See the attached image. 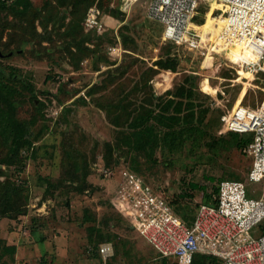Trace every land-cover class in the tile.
<instances>
[{
  "label": "rangeland",
  "instance_id": "1",
  "mask_svg": "<svg viewBox=\"0 0 264 264\" xmlns=\"http://www.w3.org/2000/svg\"><path fill=\"white\" fill-rule=\"evenodd\" d=\"M43 1L32 0L37 6ZM113 1L117 5V0ZM210 4L213 3L206 4L207 9L201 6L198 18L204 23L202 29L213 32L215 37L218 32L215 25L221 26L224 17L222 11L215 12ZM101 6L107 13L112 12L107 5ZM0 17V30H4L2 41L6 42L11 33L7 25L15 19L1 12ZM84 22L85 19L80 30L91 34L92 38L85 44L89 50L85 51L90 53L84 52L85 57L80 61L71 57L74 48H61V42L65 41L64 31L56 34L55 42H42L39 53L33 52L32 48L40 47L29 43L22 45L20 55L1 59L2 67H16L39 91L36 100L22 91L18 98L19 118L34 123L38 115L33 131L38 132L42 125L45 130L33 148L22 151L26 164L12 179L29 191L30 199L24 212L18 216H0V240L17 249L13 257L3 260L5 264L160 263L155 249L138 236L112 205L120 171H135L129 166V158H122L120 163L109 167L116 168L112 170V177L103 174L106 171L102 169L106 168L103 167L104 145L115 141L117 129L108 122L100 104L106 105L111 95L123 94L139 86L150 95L161 96L165 93L161 91L169 87L173 90L188 80L202 96L208 97L202 100L210 109L207 120L214 119L217 135L224 115L233 109L235 112L244 107L257 109L264 101V74L252 78L232 64L225 54L211 56V59L207 54L165 42L164 26L147 19L143 3L132 9L121 28L102 36L88 33ZM36 26L41 32V27ZM248 54L239 50L229 53L228 57L236 61ZM168 58L178 59L177 72L159 70L158 74H153L150 69H158L155 62ZM167 79L171 80V86ZM205 81L207 84L203 89ZM116 84L121 86L117 88ZM145 92L138 94L139 99ZM1 152L5 154L4 150ZM80 152L85 153L90 162L88 181L95 189L68 193L70 188L78 185L68 177L75 171L73 161ZM138 161L139 175L167 201L174 202L172 207L177 213L185 205L195 210L205 202V195H209L217 184H211L207 177L217 180L236 176L238 180L235 181L246 185L248 197L259 199L264 196V181L249 182L251 161L238 149L224 153L216 163L208 161L204 148L193 157L186 148L171 157L159 153L156 163L143 156ZM4 179L0 178L1 181ZM42 179H49L53 184L62 181L63 187L58 191L47 188ZM189 183L202 186L204 190L191 192ZM188 192L191 195L185 200L179 197ZM262 225L264 228V222ZM261 231L257 230L256 235ZM104 243L113 245L111 259L104 260L96 251V247Z\"/></svg>",
  "mask_w": 264,
  "mask_h": 264
},
{
  "label": "trees",
  "instance_id": "2",
  "mask_svg": "<svg viewBox=\"0 0 264 264\" xmlns=\"http://www.w3.org/2000/svg\"><path fill=\"white\" fill-rule=\"evenodd\" d=\"M11 1L0 0V12L15 19L13 23H7L8 28L11 29V33L8 35L9 41H2L4 30H0V50L6 56L0 58V63L1 59L8 58L9 60L20 55L23 44H37L40 48H32V51L41 52V43L51 44L55 42L56 34L62 31H64L65 41L61 42V48L69 50L74 48L75 51H71V57L75 61L84 59V52L89 51L85 44L89 43L92 38L91 34H84L83 30H80V24L87 14L86 11L98 2L96 4L100 11L107 13L101 5L104 4L110 8L112 2V0H44L40 6H37L32 0ZM36 24L41 27V32L37 30ZM88 33L99 35L95 32ZM10 54L11 56L7 57ZM154 66L158 69L151 68L153 74H158L159 70L176 73L179 62L176 58L159 59ZM19 72L21 71L14 66L2 67L0 64V178H5L4 181L0 180L1 217L18 216L24 212L30 199L29 191L23 186L16 185L12 179L26 164V159L22 157V151L33 148L45 131L43 125L38 132L34 133L33 131V127L38 123V115L34 123L29 120H22L18 116L20 109L18 98L21 97L22 91L33 97V100H36L37 94L39 95L34 84ZM194 78L196 79V77ZM206 84L205 81L203 89ZM115 86L119 88L121 85L116 84ZM140 92H145V90L139 86H134L123 94L111 95L106 101V105L100 104L104 107L108 122L117 129L115 141L104 145L103 167L106 168L102 169L115 170L116 168L109 167L112 164L120 163L122 158H129L130 168L139 175L141 169L138 158L140 156L156 163L157 154L171 157L178 155L186 148L192 157L204 148L207 151L208 161L216 163L224 153L233 149L242 150L252 140V136L247 134L222 133L223 126L217 135L213 128L214 119L207 120L210 109L203 104V101L208 97L202 96L188 80L179 86H175L173 90L166 91L161 96L150 95L145 92L142 93L144 97L139 99L138 94ZM203 98L204 100H202ZM3 150L5 154L1 152ZM89 163L83 152L78 153L74 158L75 171L69 175L68 179L73 183H78V185L70 188L68 193H83L95 189L88 181L91 174ZM139 176L145 181L141 175ZM207 180L211 184H217L209 195H205V202L202 204L215 206L214 197L219 192L220 183L235 181L238 180V177L230 176L227 179L217 180L207 177ZM42 183L46 184L47 188L57 191L63 187L62 181L53 184L49 179H42ZM188 190L194 192L204 190V188L189 183ZM190 195L188 192L179 197L185 200ZM167 202L171 207L172 204L175 206L174 202ZM198 208L194 210L185 205L179 210L177 208L178 215L186 223L192 225L197 216ZM261 227L264 229L263 225ZM16 250L15 246H8L5 241L0 240V264H5L3 260L6 257H13ZM96 251L100 255L99 248L96 247ZM159 264H172V262L168 259H160ZM192 264L217 263L211 257L196 255Z\"/></svg>",
  "mask_w": 264,
  "mask_h": 264
},
{
  "label": "built area",
  "instance_id": "3",
  "mask_svg": "<svg viewBox=\"0 0 264 264\" xmlns=\"http://www.w3.org/2000/svg\"><path fill=\"white\" fill-rule=\"evenodd\" d=\"M209 2L225 8L222 25H215L218 27L215 37L213 32L202 29L204 23L198 18L201 6L207 9ZM119 3L126 11L145 4L146 17L164 26L165 42L208 57L225 54L232 64L248 73L264 74V0H119ZM84 26L98 34L106 30L96 4L88 10ZM239 50L249 52L252 58L232 61L228 54ZM221 121L222 133L252 135L241 152L251 161L249 182L262 183L264 101L257 109L244 107L232 111ZM103 174L112 177L113 171L106 170ZM214 199L215 206L199 205L195 221L189 225L162 194L137 173L125 169L120 171L112 205L160 259H168L172 264H192L196 255L211 257L217 264H264V230L256 235L264 222V196L250 198L243 182L223 181ZM99 252L107 260L114 255L113 245L104 243Z\"/></svg>",
  "mask_w": 264,
  "mask_h": 264
},
{
  "label": "crops",
  "instance_id": "4",
  "mask_svg": "<svg viewBox=\"0 0 264 264\" xmlns=\"http://www.w3.org/2000/svg\"><path fill=\"white\" fill-rule=\"evenodd\" d=\"M139 5V4H137ZM136 6V5H135ZM134 6V7H135ZM132 7L129 11H126V10H122L121 9V6H120V3H119V0L117 1V5L114 4V1L112 0L111 4H110V9H111V13H102V19L105 23V26H106V30L103 32V33H99V35H103L107 32H109L110 30H113V29H119L121 28V26H123V23L125 22L126 18H128L129 14L131 13L132 9L134 8ZM90 9V8H89ZM118 10L120 11V13L118 12ZM88 13V12H87ZM119 13V14H117ZM109 14V15H108ZM86 17H87V14H86ZM85 17V19H86ZM148 19V18H147ZM149 20V19H148ZM112 23L110 24L109 22ZM153 22V21H152ZM156 23V22H155ZM85 27V26H84ZM86 30V28H85ZM87 31V30H86ZM87 32H91V31H87ZM96 33V32H95ZM163 34H164V31H163ZM212 59V57H210ZM164 74H168L167 72H165ZM168 78V77H167ZM168 82L170 83V86H171V80L170 79H167ZM168 83L165 82V85H167ZM170 88V87H169ZM169 88L165 91H161V92H166L169 90ZM222 119V118H221ZM241 135H244V134H241ZM247 135H251V134H247ZM252 136V135H251ZM249 173V172H248ZM216 197V196H215ZM214 197V198H215ZM264 230V229H262ZM260 234V233H259Z\"/></svg>",
  "mask_w": 264,
  "mask_h": 264
},
{
  "label": "bare ground",
  "instance_id": "5",
  "mask_svg": "<svg viewBox=\"0 0 264 264\" xmlns=\"http://www.w3.org/2000/svg\"><path fill=\"white\" fill-rule=\"evenodd\" d=\"M212 6H213V10H215V12H216V11H222L223 15L225 14V13H224L225 8H224L221 4L213 3V4L211 5V7H212ZM245 58H246V59H247V58L251 59L252 56H251V54L249 53ZM242 70L245 71L244 69H242ZM244 73H245L246 75H248V76L251 75V77L254 78V75L248 73L247 71H245ZM239 74H240V73H239ZM233 111L235 112V109H233Z\"/></svg>",
  "mask_w": 264,
  "mask_h": 264
},
{
  "label": "water",
  "instance_id": "6",
  "mask_svg": "<svg viewBox=\"0 0 264 264\" xmlns=\"http://www.w3.org/2000/svg\"><path fill=\"white\" fill-rule=\"evenodd\" d=\"M10 56H11V54L8 55L7 57H10ZM3 57H6V56H4V55L0 52V58H3ZM7 170H9V168H7Z\"/></svg>",
  "mask_w": 264,
  "mask_h": 264
}]
</instances>
